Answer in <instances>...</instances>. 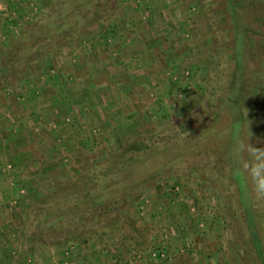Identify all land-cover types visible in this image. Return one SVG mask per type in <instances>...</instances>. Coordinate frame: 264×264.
<instances>
[{"label":"rangeland","instance_id":"1","mask_svg":"<svg viewBox=\"0 0 264 264\" xmlns=\"http://www.w3.org/2000/svg\"><path fill=\"white\" fill-rule=\"evenodd\" d=\"M234 101L264 148V0H0V264H264Z\"/></svg>","mask_w":264,"mask_h":264},{"label":"trees","instance_id":"2","mask_svg":"<svg viewBox=\"0 0 264 264\" xmlns=\"http://www.w3.org/2000/svg\"><path fill=\"white\" fill-rule=\"evenodd\" d=\"M60 21H62V20L60 19ZM52 23H53V26L56 24V22H52ZM243 58H244V56H243L242 49L239 48L238 52L236 53L235 59H236V61L239 60L242 62ZM222 110H225V109L221 108L220 111H222ZM224 113H225V117H226L224 119V121H227L226 123L229 124V126H231L233 124L232 119H236L237 123H234V124L238 127V137L242 138L241 133H239V131L242 132L244 130V125H243V119H242V115H241L242 114L241 108L239 107L238 103L236 101L232 102L231 110H229V112L225 111ZM238 137H236L237 140H238ZM219 141L220 142L222 141V137H219ZM236 143H237V141H236ZM218 147L221 149V151H223V149H225L226 151L235 149L233 146L230 147V145H228V144L222 145V143H219V142H218ZM139 150L140 149H136L135 146H130L129 148L124 150V152L122 154H120V160L112 163L111 166L109 165L110 167L108 168L107 172H104L101 175H95L94 174L95 180L97 181L96 182L97 185L100 186V183H102V185L106 188L105 190H107V189L110 190L112 187L119 188V185L122 186L123 188L121 187V190H123V192H124V194H122V195H124L125 200L128 201L130 195L132 197L133 188H131V187L134 184H130L132 182H129L127 184H124L125 186H123V183L128 182V179L131 178V175L136 174L139 170H143V172L148 170V167L145 168V165H144L145 158H144L143 154H140V152H138ZM144 153H146V152H144ZM238 158L236 159V162H235V164L237 166L236 168L230 169L229 168V164H230L229 161L223 162L222 165H225V167L227 166L226 171L233 176V179L240 181V183H241L240 186L244 185L245 187L250 188L245 181V177H244L242 170L240 169V166L238 163V161H239ZM140 167H142V169H139ZM137 180L141 181L142 178L139 179V176H138ZM128 188H130L131 190H128ZM82 190L83 191L85 190V186L82 187ZM109 190L106 192L101 191L99 193H95V195H96L95 199L97 201H106L105 199L103 200L104 197H106V196L109 197L111 195H114V193H115L114 190L113 191H112V189L110 191ZM88 192L92 193V192H90L89 188H88ZM244 194H245V192H244ZM255 241L257 242L258 247L261 249L260 241L258 239H256ZM259 252H260V256L264 255L263 251L261 252L259 250Z\"/></svg>","mask_w":264,"mask_h":264},{"label":"clouds","instance_id":"3","mask_svg":"<svg viewBox=\"0 0 264 264\" xmlns=\"http://www.w3.org/2000/svg\"><path fill=\"white\" fill-rule=\"evenodd\" d=\"M247 139L238 138L236 153L245 181L257 197L264 196V148L256 147Z\"/></svg>","mask_w":264,"mask_h":264}]
</instances>
